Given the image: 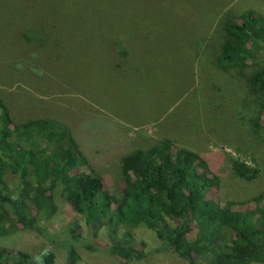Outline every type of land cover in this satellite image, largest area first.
<instances>
[{"label":"rangeland","instance_id":"obj_1","mask_svg":"<svg viewBox=\"0 0 264 264\" xmlns=\"http://www.w3.org/2000/svg\"><path fill=\"white\" fill-rule=\"evenodd\" d=\"M248 10L264 15V0H0V97L19 121L68 126L108 186L121 180L123 154L168 138L205 155L221 178L218 199L247 200L264 190V130L254 124L264 93L249 86L250 68L222 69L216 56L226 19ZM255 63L264 68V43ZM234 158L256 177H237ZM55 197L57 211L42 222L54 243L19 229L0 235V248L34 262L49 251L66 264L59 243L72 225L107 242ZM134 241L140 260L78 248L79 264H186L144 225Z\"/></svg>","mask_w":264,"mask_h":264},{"label":"trees","instance_id":"obj_2","mask_svg":"<svg viewBox=\"0 0 264 264\" xmlns=\"http://www.w3.org/2000/svg\"><path fill=\"white\" fill-rule=\"evenodd\" d=\"M224 40L216 56L222 69L240 74L264 93V68L256 53L264 43V15L248 10L226 19ZM264 130V98L254 120ZM121 180L108 186L65 124L49 118L16 119L0 97V235L30 230L54 243L42 222L58 209V193L84 217L95 244L78 225L68 229L66 264H79L78 248L99 251L122 261L145 254L134 241V228L144 225L164 250L186 264H264V190L244 201L216 197L220 175L204 154L162 138L146 149L119 158ZM230 168L251 180L257 170L239 158ZM24 252L0 248V264H55L44 251L34 262Z\"/></svg>","mask_w":264,"mask_h":264}]
</instances>
